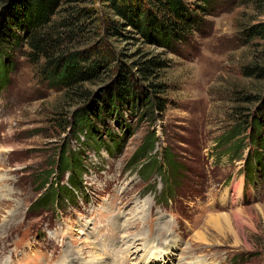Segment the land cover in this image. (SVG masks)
Instances as JSON below:
<instances>
[{"label":"rangeland","instance_id":"rangeland-1","mask_svg":"<svg viewBox=\"0 0 264 264\" xmlns=\"http://www.w3.org/2000/svg\"><path fill=\"white\" fill-rule=\"evenodd\" d=\"M212 1L193 41L171 51L133 34L103 0H60L57 19L85 13L77 47L100 44L111 56L84 85L92 98L123 65L137 79L136 65L146 59L168 65L158 80H137L143 90L162 86L165 111L140 106L96 120V144L88 142L90 127H72L84 107L78 98L51 89L19 52L6 60L0 264H264V150L251 149L241 130L264 98V79L244 72L264 67V39L245 37L264 23V0ZM111 22L119 34H109ZM152 140L153 150L138 157ZM64 154L80 159L78 177L61 175ZM258 154L263 164L255 163ZM57 188L65 206L39 208Z\"/></svg>","mask_w":264,"mask_h":264},{"label":"trees","instance_id":"trees-1","mask_svg":"<svg viewBox=\"0 0 264 264\" xmlns=\"http://www.w3.org/2000/svg\"><path fill=\"white\" fill-rule=\"evenodd\" d=\"M103 2L125 21L127 27L132 28L133 34L137 33L143 40L171 51H174L176 46L188 45L193 41L195 33L200 32L204 25L208 10L213 7L212 0H192V2L103 0ZM59 7L60 0H7L0 4L1 86L7 81L10 68L6 60L11 58L12 54L19 52L31 64L40 68L42 79L51 89L62 90L67 96L76 97L80 103L84 104V107L75 115L72 127L76 133L85 132L90 127L88 142L93 144L100 140L96 120L112 117V113L125 111V108L132 112L140 106H143L145 110H155V114L158 111L161 113L165 111L166 105L160 99V94L163 93L162 86L149 83L148 88L143 90L138 82L139 80L147 82L158 80L159 72L168 65L166 61L157 57L146 59L136 65L137 74L141 79H137L136 75L123 65L116 78L112 79V83L104 88V92L92 98L84 85L95 82L102 75L103 70L110 66L111 56L106 52L107 50L102 51L100 44L84 50L79 49L75 42L81 32H84L85 13L79 10L75 15L57 19ZM108 31L109 34L110 32L119 34V25L109 23ZM245 37L250 40L264 39V23L247 30ZM244 72L246 76L264 79L263 66L248 67ZM257 101L259 102L257 115L253 116L251 113L244 115L241 130L248 131L246 139L251 149L257 148L256 150L262 151L264 150V98H259ZM148 112L154 115L152 111ZM241 130L238 133L235 132L236 137L243 134ZM114 141L115 146H119L120 141L115 139ZM242 142L244 143V139ZM146 144L139 148L138 157L153 150V140ZM106 146L108 145H105V148ZM107 150L111 153L110 149ZM254 161L256 164L258 162V165L263 164L261 154L255 156ZM80 162V159H75L71 154L67 156L64 154L59 161L62 163L61 175L67 171L76 173ZM254 170H256L255 167ZM76 175L78 177V172ZM69 181L75 189L76 178L74 180L73 177ZM62 190L64 195H69L73 200L70 189L63 187ZM64 199L57 188L55 192L51 191L50 199L47 198L46 203L41 205L39 203L37 206L40 208L53 205L55 201L57 207L62 208L65 206Z\"/></svg>","mask_w":264,"mask_h":264},{"label":"bare ground","instance_id":"bare-ground-1","mask_svg":"<svg viewBox=\"0 0 264 264\" xmlns=\"http://www.w3.org/2000/svg\"><path fill=\"white\" fill-rule=\"evenodd\" d=\"M239 186V185H238ZM155 243V242H154ZM6 245V244H5ZM166 254H168V252L166 253ZM73 256V255H72ZM161 259H164L163 261H165L166 262V258H163V255L161 256ZM73 260V259H72ZM66 263V262H65ZM92 263V262H91ZM96 264V263H95ZM103 264V263H102Z\"/></svg>","mask_w":264,"mask_h":264}]
</instances>
